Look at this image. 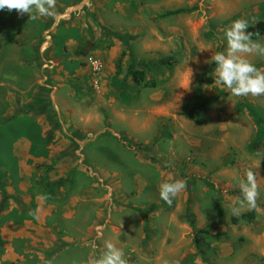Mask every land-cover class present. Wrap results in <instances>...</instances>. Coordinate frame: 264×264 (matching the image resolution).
Returning a JSON list of instances; mask_svg holds the SVG:
<instances>
[{
	"label": "rangeland",
	"instance_id": "obj_1",
	"mask_svg": "<svg viewBox=\"0 0 264 264\" xmlns=\"http://www.w3.org/2000/svg\"><path fill=\"white\" fill-rule=\"evenodd\" d=\"M52 19L53 30L39 29ZM236 19L264 21V0H55L49 15L0 11V264H88L106 242L128 264H264V128L252 147L250 112L264 123V95L235 97L214 83L212 56ZM68 36L67 60L38 53ZM79 40L94 44L85 56ZM87 56L102 63L98 74ZM248 58L264 71V56ZM134 70L153 86L135 83ZM63 83L70 110L59 115L51 96ZM35 114L49 130L60 123L62 142L29 135ZM249 169L257 207L233 215ZM173 179L187 186L168 205L159 185Z\"/></svg>",
	"mask_w": 264,
	"mask_h": 264
},
{
	"label": "clouds",
	"instance_id": "obj_2",
	"mask_svg": "<svg viewBox=\"0 0 264 264\" xmlns=\"http://www.w3.org/2000/svg\"><path fill=\"white\" fill-rule=\"evenodd\" d=\"M55 7V0H0V11L16 10L20 14H30L33 9L40 15H49ZM35 19V16H33ZM249 22L246 19H236L225 29L223 39L226 47L212 56L215 64L213 69L214 83L230 90L232 96L264 95V71L259 69L248 57L251 54L264 56V43L253 39V33L248 31ZM187 186V181L173 179L159 185L160 198L171 205L173 199ZM241 196L232 201L230 211L239 215L245 207L255 209L259 196L257 176L251 169L247 170L246 178L239 184ZM88 264H128L124 252L111 242L105 243V251L97 257L89 259Z\"/></svg>",
	"mask_w": 264,
	"mask_h": 264
},
{
	"label": "crops",
	"instance_id": "obj_3",
	"mask_svg": "<svg viewBox=\"0 0 264 264\" xmlns=\"http://www.w3.org/2000/svg\"><path fill=\"white\" fill-rule=\"evenodd\" d=\"M52 13H53V11H52ZM64 13V12H63ZM52 17V16H51ZM54 25H55V23L53 22V19H52V21H50V23L48 24V22H44L43 24H42V26H40V28L39 29H43V27H44V29H52L53 30V28H54ZM45 35V34H44ZM44 37V36H43ZM49 35H45V37L43 38V40H42V43H43V45H44V43L46 44L47 43V45L48 44H50V42H51V39L49 38ZM69 36L65 39H63V41L61 42H54V40H53V47H51V48H48V49H46V51L44 52V49L45 48H43V53H41V50L40 51H38V53L40 54V55H44V53L46 54V53H48V54H50V56H49V58H48V60L50 59V57H51V59H55V58H53V57H56V58H63L62 59V61L63 60H67V58H68V55H70V52L68 51H66V49H65V44H70L69 43ZM86 41H88V40H85V41H82V40H79V41H77L76 43H75V51H76V53L77 54H79V55H81L80 53H78L77 52V43L79 42V43H82V42H86ZM89 42V41H88ZM91 42V41H90ZM39 54H38V57H39ZM62 56V57H61ZM81 56H84V55H81ZM66 58V59H65ZM64 68V67H63ZM70 97V90H69V87H68V85L67 86H65L64 85V83L62 84V85H58V86H56V87H54V89H53V94H52V96H51V100H52V102H51V104L53 103V107H54V109L57 111V113L60 115L61 113L60 112H63L64 114H65V112H68L70 109H67L68 108V106H67V103H66V100H67V98H69ZM66 105V106H65ZM28 112H31V113H35V110L33 109V108H30V109H28L27 110ZM26 112V111H25ZM36 115V119H37V122L39 123V124H36V125H30L29 127L31 128V130H30V134L29 135H34V136H38V142H46V140L48 139V138H52V146H54V145H57L58 144V142H62V138H64V136H63V134H61V132H60V130H61V128H60V123H57V125H56V123L54 122V126H53V131L52 130H49L50 128L47 126V123L46 122H48L47 120H46V118L45 119H43L42 117H40L38 114H35ZM59 124V125H58ZM34 126L36 127V128H34ZM49 133V134H48ZM54 134V135H53ZM70 137H71V139L69 138L68 139V141L69 142H74L73 140H76L73 136H71L70 135ZM25 140L27 139V137H25L24 138ZM33 140H34V138H33ZM31 141V140H30ZM34 141H37V139L36 140H34ZM77 141V140H76ZM58 150H60V149H58ZM54 154V153H53Z\"/></svg>",
	"mask_w": 264,
	"mask_h": 264
},
{
	"label": "trees",
	"instance_id": "obj_4",
	"mask_svg": "<svg viewBox=\"0 0 264 264\" xmlns=\"http://www.w3.org/2000/svg\"><path fill=\"white\" fill-rule=\"evenodd\" d=\"M175 12H180V11H175ZM248 31L253 33V38H257L261 35L264 34V21L260 20L258 21L256 24L249 26ZM94 46V44L92 42H82V43H77V52L80 53L81 55H87L90 50L92 49V47ZM171 59L168 58H163L161 60V64L163 65H167L170 64ZM132 80L143 86V87H150L153 86L151 83H149L148 81H146L145 79V72L141 71V70H134L132 72ZM250 112L251 114L254 116L255 120H256V125H257V132H256V138L252 143V147H257L261 142L262 139H259V136L262 137V129L264 128V123H263V118L261 116V114L258 111H254L253 109L250 108ZM250 215H253V212L250 213ZM234 220H237V218L235 217Z\"/></svg>",
	"mask_w": 264,
	"mask_h": 264
},
{
	"label": "built area",
	"instance_id": "obj_5",
	"mask_svg": "<svg viewBox=\"0 0 264 264\" xmlns=\"http://www.w3.org/2000/svg\"><path fill=\"white\" fill-rule=\"evenodd\" d=\"M86 62L89 65L93 74H98L101 71L102 63L99 59L93 58L92 56H87Z\"/></svg>",
	"mask_w": 264,
	"mask_h": 264
}]
</instances>
